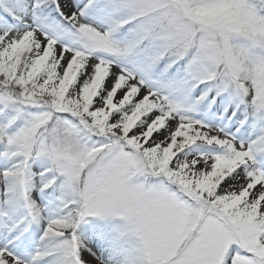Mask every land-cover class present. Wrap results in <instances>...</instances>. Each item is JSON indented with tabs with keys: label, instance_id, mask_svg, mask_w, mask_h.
Returning a JSON list of instances; mask_svg holds the SVG:
<instances>
[{
	"label": "snow or ice",
	"instance_id": "1",
	"mask_svg": "<svg viewBox=\"0 0 264 264\" xmlns=\"http://www.w3.org/2000/svg\"><path fill=\"white\" fill-rule=\"evenodd\" d=\"M0 264H264V0H0Z\"/></svg>",
	"mask_w": 264,
	"mask_h": 264
}]
</instances>
